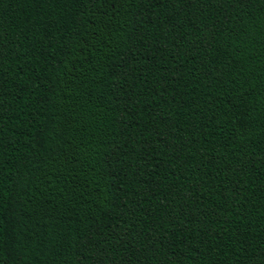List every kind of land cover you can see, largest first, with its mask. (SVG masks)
Listing matches in <instances>:
<instances>
[{"label": "trees", "instance_id": "trees-1", "mask_svg": "<svg viewBox=\"0 0 264 264\" xmlns=\"http://www.w3.org/2000/svg\"><path fill=\"white\" fill-rule=\"evenodd\" d=\"M0 264H264V0H0Z\"/></svg>", "mask_w": 264, "mask_h": 264}]
</instances>
